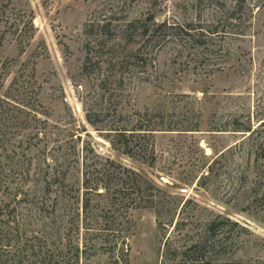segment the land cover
Returning a JSON list of instances; mask_svg holds the SVG:
<instances>
[{
	"label": "rangeland",
	"instance_id": "obj_1",
	"mask_svg": "<svg viewBox=\"0 0 264 264\" xmlns=\"http://www.w3.org/2000/svg\"><path fill=\"white\" fill-rule=\"evenodd\" d=\"M6 90L0 264H264V0H0Z\"/></svg>",
	"mask_w": 264,
	"mask_h": 264
},
{
	"label": "trees",
	"instance_id": "obj_2",
	"mask_svg": "<svg viewBox=\"0 0 264 264\" xmlns=\"http://www.w3.org/2000/svg\"><path fill=\"white\" fill-rule=\"evenodd\" d=\"M14 80L11 81V84L9 85L8 90H12L13 87H17V81L13 82ZM6 90L4 94L0 93V241L3 239L4 236L3 232H9V235L12 236L16 235L17 236H23L26 235V233L21 229V223L19 219V212L17 211V205L13 200H7L4 197V192L3 189H9L10 188V178L8 176V170L6 168V156L3 154V150L5 151L7 149V137L6 135L8 134L7 130L12 129V127L17 126V125H24L26 123V120L23 122H17L21 117L15 116L14 112L15 110H19L21 112H35V117L39 113L38 110L35 108L34 105L31 104L30 101H28L26 98H15L14 95ZM22 94H25L23 92ZM25 127V126H21ZM150 134H155L153 133L154 131H163V130H174L172 128L165 129L161 125L155 124L153 125L150 129ZM198 130V129H194ZM121 136L127 137V132L124 130L123 132H120ZM129 143L127 142L125 144V152L126 153H131L130 148H129ZM114 163V162H112ZM120 170H122L121 176L118 177V179L115 181L114 185L110 184H104V190L109 191L111 193H124V195H130L133 193V195H141L143 194V188L141 186L140 182V174L133 168H127L123 167L122 165L118 166ZM125 173V174H124ZM127 173V175H126ZM13 175V174H12ZM50 180H47V184L51 185L53 180L58 179L60 181V176L57 174H54ZM135 176V178L133 177ZM22 180V179H21ZM64 181V180H63ZM61 181V182H63ZM22 184L24 183L23 181L21 182ZM84 186H85V196L86 199L84 200V209L87 211L89 208V203L90 199L87 197V195L90 192H96L97 194H101L99 192V189L102 188L103 184L97 182L93 183L87 178L84 180ZM20 187L21 184H20ZM129 187V188H128ZM153 188V187H152ZM49 189V188H48ZM131 189L128 192V190ZM153 195V194H151ZM136 197H132V201H135ZM5 229V230H4ZM9 236V237H10ZM36 243L27 246V249H32L35 254L38 256L39 259V264H49L50 262H47V253L49 250H51L48 241L38 235L34 236ZM45 260L46 262L44 263Z\"/></svg>",
	"mask_w": 264,
	"mask_h": 264
}]
</instances>
